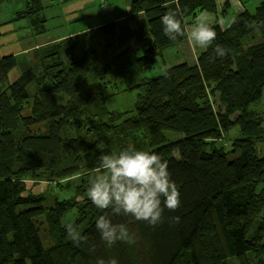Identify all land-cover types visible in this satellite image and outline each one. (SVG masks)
Segmentation results:
<instances>
[{
	"label": "trees",
	"instance_id": "16d2710c",
	"mask_svg": "<svg viewBox=\"0 0 264 264\" xmlns=\"http://www.w3.org/2000/svg\"><path fill=\"white\" fill-rule=\"evenodd\" d=\"M42 1L32 0L38 16ZM169 10L186 25L203 12L216 14V39L197 62L135 84L129 76L134 61L146 73L166 50L188 41L164 35L160 21ZM221 13L227 9L217 0H132L123 20L36 50L38 63L0 92V264H95L98 258H116L118 264H251L253 254L264 264V154L257 148L260 122L249 111L264 88V2L228 28L220 25ZM255 30L259 35L247 44ZM216 45L228 55L216 57ZM16 57L0 58V87L19 64ZM97 83L129 86L138 93L136 106L109 110ZM59 96L67 104L57 105ZM235 127L242 137L230 139L225 149L219 142ZM166 131L183 136L157 142L155 136ZM140 134L150 138L145 151L167 161L180 207L165 209L156 227L112 217L128 225L136 242L107 248L96 229V218L105 213L86 194L92 170L102 153L119 154L129 143L142 150ZM67 178L74 179L60 187L71 198L48 203L41 184ZM72 211V224L87 244L77 246L68 237L63 220ZM45 216L51 245L39 227Z\"/></svg>",
	"mask_w": 264,
	"mask_h": 264
},
{
	"label": "rangeland",
	"instance_id": "374dc122",
	"mask_svg": "<svg viewBox=\"0 0 264 264\" xmlns=\"http://www.w3.org/2000/svg\"><path fill=\"white\" fill-rule=\"evenodd\" d=\"M132 0H74L71 2L62 3L60 0H50L43 2L44 10L37 14V10L32 0H4L0 5V58L8 55H16L19 64L14 68L10 76L5 80L6 82L0 87V92L7 90L9 84L20 78L22 72L28 65H36L38 63V54L36 50L48 45L50 43L59 42L62 39L70 38L79 34H95L96 29L106 22L120 21L126 18L129 14V5ZM254 0L249 3L250 9L244 10V6L235 0L233 2V11L237 14H243L245 11L254 12L258 5L254 4ZM257 2V0H256ZM218 3V2H217ZM248 4V3H246ZM221 9V6H219ZM230 9V8H229ZM227 10V13L229 12ZM203 16L206 22L212 27L215 23H209L210 19L214 17L212 14L203 12L198 16ZM210 17V18H209ZM42 19V20H41ZM35 20L37 22L35 23ZM193 18L187 19V26L191 30L194 23ZM221 25V23H220ZM256 30L249 35L246 43L250 44L258 36ZM60 39V40H59ZM55 40V41H53ZM51 41V42H50ZM92 45V43H91ZM90 45V46H91ZM172 49V50H171ZM205 51V48H200L194 42L187 41L180 44L175 48L166 50L163 58H157L153 68L146 73H141L136 64L130 69L129 76H133L135 84L140 83L144 77L156 78L166 72L169 67L176 66L181 63L197 62L200 55ZM89 78H85V84L89 82ZM102 95L107 96L105 104L111 111H132L134 109L137 92L135 90H128L129 86L113 87L111 84L108 86L96 84ZM1 86V85H0ZM30 92L34 94V88H30ZM210 97H212L210 95ZM214 100L213 98H211ZM65 105L66 99L61 96L58 97L57 105ZM249 111L252 117L260 122V130L258 132L257 148L259 155L264 154V88L261 98L249 106ZM138 113V112H137ZM144 134H140L143 136ZM183 135L166 131L164 134L155 136L157 142H173L178 140ZM144 137V136H143ZM239 127L231 129L226 134V140L223 138L219 142L225 149L231 148L232 144L230 139L241 138ZM145 144L142 150H148L150 146V138H143ZM230 141V142H229ZM129 147H134V144L129 143ZM178 156V153H175ZM75 178V177H74ZM74 178H67L60 180L61 182L51 184H41L40 193L48 203H54L56 200L62 201L71 198L72 192H62L60 185L65 184V180ZM32 185L34 182L29 181ZM39 185V184H36ZM35 185V187H36ZM39 188L37 187V191ZM51 205V204H50ZM75 212L72 211L63 220V223H73ZM46 216L42 218L40 223V231L43 238L46 240L47 245L52 244V239L49 238L48 225H46ZM257 251V250H256ZM256 253H263L257 251ZM259 254L249 256L251 264H258L257 258ZM232 264H241L240 261L232 262ZM249 264V263H248Z\"/></svg>",
	"mask_w": 264,
	"mask_h": 264
},
{
	"label": "clouds",
	"instance_id": "9594fccd",
	"mask_svg": "<svg viewBox=\"0 0 264 264\" xmlns=\"http://www.w3.org/2000/svg\"><path fill=\"white\" fill-rule=\"evenodd\" d=\"M160 22L164 35L173 41L186 37L200 48H208L216 39V32L202 15L196 18L191 30L182 23V17L178 18L177 11L169 10ZM251 26L255 27V22ZM228 52L221 45H216L214 49L216 57L223 58ZM92 172L86 194L92 204L105 213L96 218V229L107 248L117 242L128 245L136 242L135 234L128 225L113 222L112 217H132L156 227L163 222L165 209L176 211L180 207L179 189L171 179L167 161L159 154L134 147H128L119 154L102 153ZM172 220L179 223L180 218L173 217ZM64 227L77 246L88 243V237L80 235L73 224ZM90 251H95V245L91 246ZM95 264H118V260L98 258Z\"/></svg>",
	"mask_w": 264,
	"mask_h": 264
},
{
	"label": "crops",
	"instance_id": "0c3cea01",
	"mask_svg": "<svg viewBox=\"0 0 264 264\" xmlns=\"http://www.w3.org/2000/svg\"><path fill=\"white\" fill-rule=\"evenodd\" d=\"M46 1H50V0H43V2H46ZM234 1L235 0H217L218 5L221 6V10L222 9L223 10H225V9L228 10L230 8L229 12L227 14H224V13L219 14L218 20L220 21L222 28H228L233 23L234 19L237 16V14L233 11V2ZM237 1L240 2L241 6L242 5H246V6H244V8H245L244 10H247V9L249 10L250 7H251V5H249V3L251 1H253V0H237ZM254 1H255L254 4L258 5L259 3L263 2L264 0H257V2H256V0H254ZM246 3H248V4H246ZM212 15H214V17H213V19L212 18L210 19L209 23H213V22L215 23L216 20H217V17L215 16L216 14H212ZM195 20H196V18L194 19V21ZM53 41H55V40H53Z\"/></svg>",
	"mask_w": 264,
	"mask_h": 264
}]
</instances>
